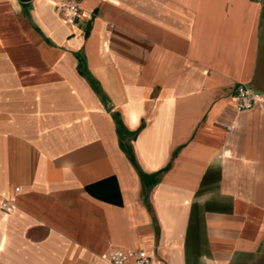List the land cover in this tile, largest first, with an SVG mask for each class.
Wrapping results in <instances>:
<instances>
[{
    "label": "crops",
    "instance_id": "obj_1",
    "mask_svg": "<svg viewBox=\"0 0 264 264\" xmlns=\"http://www.w3.org/2000/svg\"><path fill=\"white\" fill-rule=\"evenodd\" d=\"M76 2L0 0V264H264V0Z\"/></svg>",
    "mask_w": 264,
    "mask_h": 264
},
{
    "label": "built area",
    "instance_id": "obj_2",
    "mask_svg": "<svg viewBox=\"0 0 264 264\" xmlns=\"http://www.w3.org/2000/svg\"><path fill=\"white\" fill-rule=\"evenodd\" d=\"M57 13L69 23H77L81 18V9L76 0H60L56 7ZM237 111H250L255 108L259 100L253 91L246 85H238L236 88ZM20 192V189H16ZM16 208L14 199H5L1 204V210L5 214H12ZM111 264H155L153 260L142 250L118 251L111 254Z\"/></svg>",
    "mask_w": 264,
    "mask_h": 264
},
{
    "label": "water",
    "instance_id": "obj_3",
    "mask_svg": "<svg viewBox=\"0 0 264 264\" xmlns=\"http://www.w3.org/2000/svg\"><path fill=\"white\" fill-rule=\"evenodd\" d=\"M21 2H28V1H31V0H20Z\"/></svg>",
    "mask_w": 264,
    "mask_h": 264
}]
</instances>
